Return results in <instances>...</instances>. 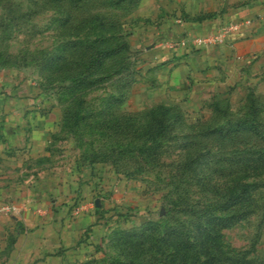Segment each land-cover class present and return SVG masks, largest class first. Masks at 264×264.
<instances>
[{
  "label": "rangeland",
  "instance_id": "obj_1",
  "mask_svg": "<svg viewBox=\"0 0 264 264\" xmlns=\"http://www.w3.org/2000/svg\"><path fill=\"white\" fill-rule=\"evenodd\" d=\"M106 1L78 0L79 6L74 8L71 0H0V69H17L23 77L38 82L54 101L58 103L60 99V127L51 136V147L63 154L61 164L74 167L83 165L89 158L105 159L104 164L110 166L115 179L130 183L133 190L129 202L122 204L126 213L116 216L109 212L111 216L106 218L108 224L102 242L92 252L95 258L92 264H203V257L195 261L189 249V231L192 233L193 225L203 219L198 213H189L184 204L197 208L218 199V191L209 185L221 186L233 179L253 181L255 186L244 201L232 208L244 211L243 216L228 226H215L213 230L219 231L221 243L232 249V253L243 254L254 264H264V159L245 158L249 150L264 142L248 132L228 136L214 134L189 142L188 133L192 129L185 123L207 118L211 111L207 116L194 118L180 105L172 104L181 110L182 127L174 128L178 136L164 141L155 161L137 150L111 151L119 142L140 143V140L131 131L116 134L112 127L103 130V126L95 122L111 124L116 122L115 115L120 112L140 114L155 105L127 102L129 94L119 105L112 104L111 95L121 94L124 88L126 70L119 65L128 63L129 69H135L130 44V50L120 51L97 67L98 74L106 75L104 79L83 84L75 96L65 90L71 83V75L84 69V65L75 66L74 59L82 54L88 64L91 51L119 44L124 37L121 34L123 9L108 6ZM68 41L75 43V47H63ZM90 41H97L96 45L90 46ZM3 59L7 62L2 63ZM118 69L122 72L109 79L110 71ZM78 98L82 100V113L89 116L73 130L65 125L62 116ZM242 100L230 101L232 107L237 108ZM181 133L186 137L180 138ZM194 156H198L199 161L189 172L182 167V162ZM198 174L204 175L200 181L195 177ZM110 196H107L109 201ZM4 262L0 251V264Z\"/></svg>",
  "mask_w": 264,
  "mask_h": 264
},
{
  "label": "crops",
  "instance_id": "obj_2",
  "mask_svg": "<svg viewBox=\"0 0 264 264\" xmlns=\"http://www.w3.org/2000/svg\"><path fill=\"white\" fill-rule=\"evenodd\" d=\"M223 22L237 30L219 45L175 43ZM123 24L136 64L127 102L177 104L195 118L209 115L214 97L237 102L249 89L264 93V0H138ZM60 114L38 82L0 69L4 264H70L91 256L107 228L95 210L107 215L133 192L107 167L61 164L63 154L51 147Z\"/></svg>",
  "mask_w": 264,
  "mask_h": 264
},
{
  "label": "trees",
  "instance_id": "obj_3",
  "mask_svg": "<svg viewBox=\"0 0 264 264\" xmlns=\"http://www.w3.org/2000/svg\"><path fill=\"white\" fill-rule=\"evenodd\" d=\"M72 6L78 7V0H71ZM138 0H107L106 4L108 6L122 8L121 15H126L131 8L137 4ZM68 16L65 17V19ZM65 21V20H64ZM117 23V21H116ZM113 23L114 25L116 24ZM115 27H117L115 25ZM121 34L124 36L119 44H112L111 47L106 49H96L91 51L89 54L88 64H86V59L80 54V57L74 59L73 63L75 66H83L84 69L78 71L71 75V83L65 87L68 93H73L75 96L77 94V89L83 86L85 83L93 84L104 79V73H97V67L102 65L105 60L109 61L110 58L114 57L120 51L124 49H129V43L126 39V33L122 29ZM97 41H90L89 45H96ZM75 43L68 41L63 44V47L71 46L75 47ZM130 50V49H129ZM122 54V53H121ZM91 56V58H90ZM125 56V54H124ZM123 56V57H124ZM122 57V58H123ZM7 59H3L2 63H6ZM124 64V65H123ZM119 66L122 70H126L124 74V85L123 92L121 91L119 95H111L110 99L112 104L119 105L129 94V89L134 81L135 69H129L127 67L128 63H123ZM126 68V69H125ZM122 70H111L108 77L112 79V75L116 73H121ZM96 71V73H94ZM94 74L95 77L91 76ZM129 78V79H128ZM112 81V80H111ZM81 99H77L70 108L63 111V122L65 125L73 130L75 126L81 125L86 121L89 113H82V104H80ZM60 103V99L58 100ZM211 113L207 118H196L193 124H187L192 130L189 131V142L190 140H196L197 137H207L209 135H219L228 136L231 133H241L248 132L257 136L262 142H264V94L257 93L252 89H249L241 101V104L237 108H233L230 100L227 97H214L209 102ZM235 110H241L238 114H232ZM181 110L172 104L157 103L149 108H147L144 113L131 114L128 112H120V114L115 115L116 122L107 124L104 121L95 122L99 126H103L104 129L113 128L115 133L135 134L140 143H117L113 145L110 150L115 152H135L138 151L139 154L145 156H150L149 160L155 161L158 153V149L163 146L165 140L173 139L178 136L174 133V128L176 126L182 127V116ZM135 116L137 117L135 119ZM144 118H147L146 120ZM214 122V123H213ZM63 123V124H64ZM102 128V127H101ZM186 134V133H185ZM187 135V134H186ZM180 138L186 137L181 133ZM122 142V141H121ZM119 146V147H118ZM104 156H108L104 153ZM148 158V157H147ZM229 160L236 159L234 157H227ZM250 160H262L264 159V143L260 147L249 150L246 157ZM199 157L194 156L182 162V167L192 171L198 164ZM105 159L99 160L98 158H89L84 164L94 167L95 165H100L102 167L110 166L104 164ZM155 163V162H153ZM204 175H195L197 180H201ZM264 185V183H262ZM204 185V182H203ZM211 189L218 191L220 195L218 199L208 202L206 205H201L200 207H195L194 205L184 204V208L189 210V213H198L201 221L198 224L193 225V232L189 231V249L192 250V257L195 261H198L202 256L203 264H254L253 260L246 258L245 255L239 252L232 253V249H228L226 245L221 243L219 239L220 233L217 230H213L216 227H225L232 224L234 221L239 220L243 216L244 211H233L232 208L238 203L244 201L252 187L255 186L253 181H242L239 179H233L227 183L220 185H215L212 183ZM181 202V201H179ZM219 210L220 213L215 211ZM97 214V219H102L106 224L108 220L106 218L110 217L111 214L105 215V213L100 212L98 209L95 210ZM124 207L116 208L113 213L118 216L126 213ZM192 230V229H190ZM218 239V240H217ZM226 247V250H225ZM219 252V253H218ZM94 256H89L83 260L76 261L70 264H92L94 261Z\"/></svg>",
  "mask_w": 264,
  "mask_h": 264
},
{
  "label": "built area",
  "instance_id": "obj_4",
  "mask_svg": "<svg viewBox=\"0 0 264 264\" xmlns=\"http://www.w3.org/2000/svg\"><path fill=\"white\" fill-rule=\"evenodd\" d=\"M237 30V24L234 22L220 23L213 31L208 34L195 35L190 37H182L176 44L184 46H199L203 44L219 45L225 42L226 39L233 37Z\"/></svg>",
  "mask_w": 264,
  "mask_h": 264
}]
</instances>
